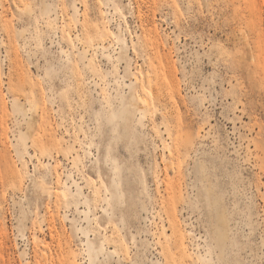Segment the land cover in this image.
<instances>
[{
  "label": "rangeland",
  "instance_id": "obj_1",
  "mask_svg": "<svg viewBox=\"0 0 264 264\" xmlns=\"http://www.w3.org/2000/svg\"><path fill=\"white\" fill-rule=\"evenodd\" d=\"M252 49L264 0H0V264H264Z\"/></svg>",
  "mask_w": 264,
  "mask_h": 264
},
{
  "label": "bare ground",
  "instance_id": "obj_2",
  "mask_svg": "<svg viewBox=\"0 0 264 264\" xmlns=\"http://www.w3.org/2000/svg\"><path fill=\"white\" fill-rule=\"evenodd\" d=\"M238 34L240 36V38L244 41H246L248 43V35L244 32L243 29H239L238 30ZM259 37L262 38V35L259 34ZM249 45H250V41H249ZM251 56L253 60L258 61L259 63L257 64V66L263 65L264 66V52L263 53H258L256 50L252 49L251 50ZM92 61V60H91ZM180 137V136H179ZM177 139V138H176ZM180 139V138H179ZM185 139V138H184ZM182 140L181 142L184 143L185 140ZM178 140V139H177ZM185 141V142H186ZM175 143H177L175 141ZM187 143V142H186ZM184 144V146H186L187 144ZM178 144V143H177ZM179 145V144H178ZM183 146V148H184ZM171 147V146H170ZM178 147V146H177ZM172 149V148H171ZM174 150V149H173ZM177 150V149H176ZM175 150V152H176ZM174 153V152H173ZM178 153V152H177ZM184 156V155H183ZM175 158H173L174 160ZM184 158H182L183 160ZM165 160V159H164ZM166 161L169 165L168 166H173L175 164V161ZM177 160V159H176ZM181 160V161H182ZM207 160V159H206ZM205 159L200 160L199 161V169H198V173H199V182H200V188L203 192V195L205 196L207 205L210 209V218H209V234H210V238L212 241H214L216 243V245L218 247L221 248V252L222 250H224L228 245H229V241H230V237H231V224H230V216L226 210L225 207V202L222 196H220L219 194H217L213 187H212V183L210 184L207 175H206V165L208 164H204ZM165 162V161H164ZM185 162V161H184ZM207 162V161H205ZM182 164V162H181ZM210 164V163H209ZM182 166V165H180ZM174 167V166H173ZM182 168V167H181ZM170 169V168H169ZM174 173H175V169H173ZM211 170V169H210ZM168 171V170H167ZM177 172V170H176ZM168 173V172H167ZM177 173H175L176 175ZM180 174V173H179ZM212 174V173H209ZM168 175V174H167ZM213 178V177H212ZM166 181L164 180V182H166V189L168 190L167 192L170 193H174L178 195V191L180 190V184L175 177H173V179L169 176L165 177ZM180 179V178H179ZM178 179V180H179ZM216 188V186H215ZM62 195L64 198L67 197V192L66 190L62 191ZM170 196V195H169ZM177 198V197H176ZM199 201V200H198ZM184 202V201H183ZM191 204V203H190ZM185 205V204H184ZM187 206V205H186ZM190 206V205H189ZM188 207V206H187ZM185 208V207H184ZM193 208V207H192ZM199 208V207H198ZM187 210H189V208H187ZM202 212V211H201ZM200 212V213H201ZM166 228V227H165ZM164 228L163 232H167L166 229ZM87 234V231H84ZM193 233H195L193 231ZM177 243H182L180 238L176 239ZM92 252H95V248H89V253L91 254Z\"/></svg>",
  "mask_w": 264,
  "mask_h": 264
}]
</instances>
